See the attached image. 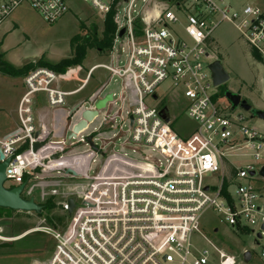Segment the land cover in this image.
Returning <instances> with one entry per match:
<instances>
[{"label":"built area","instance_id":"2783aa9c","mask_svg":"<svg viewBox=\"0 0 264 264\" xmlns=\"http://www.w3.org/2000/svg\"><path fill=\"white\" fill-rule=\"evenodd\" d=\"M82 1L103 18L114 12L116 24L110 63L91 66L85 84L99 68L108 73V81L76 106L93 108L111 94L95 118L102 112V122L89 135L95 149L83 137L90 124L59 142L39 132L37 95L43 94L51 108L63 107L85 85L65 92L57 85L61 76L46 67L22 77L17 127L0 138L8 188L24 183V193L29 182L53 172L77 181L75 194L59 203L68 221L64 231L43 230L54 241L45 264H236L233 254L206 238L208 248L192 244L207 209L220 224L252 236L264 264V138L219 102L209 69L216 60L212 32L222 22L230 23L249 49L264 55V0L238 9L226 0H147L145 7L153 4L151 15L135 10L137 0ZM23 2L47 23L68 12L64 0H5L0 26ZM110 83L116 84L117 94L106 92ZM166 83L167 91L182 100L192 129H173L176 117L169 116L157 92ZM117 101L128 107L124 119L121 111L111 114ZM117 116L127 121V133L111 134ZM122 134L127 135L116 149L114 139ZM35 144L39 148L33 149ZM79 144L88 150L75 151ZM241 153L249 162L236 167L230 158ZM219 170L218 183H208L207 176ZM256 178L263 183L254 184ZM70 198L74 207L68 215ZM246 252L252 257L247 249L242 257Z\"/></svg>","mask_w":264,"mask_h":264},{"label":"rangeland","instance_id":"374dc122","mask_svg":"<svg viewBox=\"0 0 264 264\" xmlns=\"http://www.w3.org/2000/svg\"><path fill=\"white\" fill-rule=\"evenodd\" d=\"M4 0H0V3ZM68 6V12L53 23H47L29 6L27 2L19 5L8 17V22L0 26V51L2 50L3 60L12 66L19 68L29 63L35 58H42L45 62L55 64L71 55L70 40L77 34L84 35L90 33L92 25L97 28V36L103 29L104 18L97 15L94 10L82 0H64ZM147 0H137L136 11L144 10L145 15H151L153 4L145 7ZM233 9L241 8L244 5H260L259 0H226ZM83 24L84 30L80 29ZM6 27H9L6 28ZM8 29V30H6ZM213 46L215 47L214 56L219 59L224 70L229 75V80L225 84L216 88L219 102L233 107L228 101L224 92L229 91L234 95H239L251 107L250 111H244L239 106L233 109L236 115L244 118V123L255 130L264 138V120L259 119L255 112L264 110V55L258 56L262 62H257L251 54L250 49L236 29L228 22L220 23L212 32ZM108 51L99 53L94 49H89L81 64V74L83 77L88 69L96 64L110 63L107 58ZM35 62L38 59L34 60ZM75 74V73H74ZM108 81V73L99 68L94 71L91 81L86 90L76 94L69 99L76 101H89V97L99 84L103 85ZM66 81H61L63 84ZM78 82L73 80L71 86L75 87ZM58 84V85H59ZM69 86V88L71 87ZM21 77H9L0 73V100L6 101L9 105L15 103L16 98L21 93ZM107 93L117 94L116 84L110 83L106 90ZM162 95L164 105L167 107L169 116L176 117L173 129L178 133L182 130L192 129L194 124L190 122L183 111V102L176 97L172 91H167V83L163 84L157 91ZM88 97V98H87ZM87 98V99H86ZM68 99V100H69ZM85 106H89L85 104ZM60 110H55L57 113ZM121 111V117L125 118L128 107L125 103L117 101L111 106V114ZM65 115V114H64ZM57 116V115H56ZM62 117V116H61ZM103 114L83 132V137L93 133L102 122ZM117 116L113 124L114 129L111 134L127 133L128 123L123 122ZM1 122V121H0ZM119 127L122 131L119 130ZM127 134H122L114 139L116 149H119L118 142L122 141ZM119 136V135H118ZM110 137V134L108 135ZM55 138L54 140H59ZM88 147L79 144L75 151H87ZM134 156L133 154H131ZM136 157V156H135ZM99 160V158H98ZM234 166H244L249 162V158L242 153L230 158ZM225 175L227 172H223ZM222 175L219 170L213 175H208L206 180L210 184H217ZM77 181L66 178L62 172L43 174L39 180H32L27 184L26 191L23 193L24 199L33 198L35 203L43 204L48 198L53 199L55 208L44 211L41 215L36 212L12 211L9 209L0 213V244L6 243L9 246L0 248V264H45L50 256L54 241L52 237L44 233V229H54L64 231L67 220L60 211V204L66 198L75 194V184ZM254 184L260 185L263 182L256 178ZM5 182L4 186L9 187ZM31 188V190H30ZM5 209V208H4ZM62 220V223L59 222ZM199 233L192 236V244L196 248H208L204 238L210 240L215 246L230 252L235 256L236 264H263L259 258L258 248L253 246V238L250 235L236 233L228 227L219 223L218 215L212 210L207 209L200 215ZM217 229V232L214 230ZM250 250L252 257L245 262L241 251Z\"/></svg>","mask_w":264,"mask_h":264},{"label":"water","instance_id":"95a60500","mask_svg":"<svg viewBox=\"0 0 264 264\" xmlns=\"http://www.w3.org/2000/svg\"><path fill=\"white\" fill-rule=\"evenodd\" d=\"M124 34H125V29L123 28L118 32L117 37L122 38ZM209 69L212 73L213 85L215 87H219L225 84L226 82H228L229 75L224 70L219 59H216L214 62H212L209 65ZM224 96L228 101L231 102L233 106L231 108V111H233V109L237 106H239L244 111L251 110L250 105L245 100L241 99L239 95H234L229 91H225ZM111 98H112L111 94H107L103 98L98 99L95 102L93 108H87L83 110H81L79 107L76 108L71 113V117L69 118V120H73L75 116H78V121L75 124L70 125L71 126L70 133L67 139L70 140L71 138H74L77 134L84 131L89 124L93 123L95 118L98 116L99 111L105 107L106 103L109 102ZM255 115L259 119L264 120V110L256 111ZM162 117L165 119L166 122H168L164 111L162 112ZM85 139L86 142L89 144V146L95 149L93 143L91 142V137L87 136ZM37 148H39V145L35 144L33 149H37ZM0 159H3L2 154H0ZM7 164H8V160H5L4 162L0 163V208L9 209L11 211H27V212L39 213L41 211V206L35 203L33 198H29V199L23 198L22 193L25 188L24 183L11 188H6L4 186V183L6 182L5 169ZM261 175L264 177V167L261 170ZM67 204L69 207L67 214L70 215L74 207L73 199L71 198L68 199ZM250 258L251 255L249 252L243 254V259L245 262H248Z\"/></svg>","mask_w":264,"mask_h":264},{"label":"crops","instance_id":"0c3cea01","mask_svg":"<svg viewBox=\"0 0 264 264\" xmlns=\"http://www.w3.org/2000/svg\"><path fill=\"white\" fill-rule=\"evenodd\" d=\"M8 21H10V20H7L6 22H8ZM6 28L9 29V27H6ZM8 29H6V30H8ZM2 53H3V51L1 50L0 54H2ZM40 58H35V59L39 60ZM35 59L30 61L29 63H33V64L36 63L37 61L35 62L34 61ZM81 70H82V68L80 66H75V67L68 69L64 74H59L61 76V79L59 80V82H61V81H66V82L63 84H59V82H58V84H59V85L57 84L58 87L65 92H71L73 90H76L77 88H79L83 84H85L86 75L81 80L80 79L82 77ZM21 79H22V77H21ZM73 80L78 82L75 87L71 86V84H70V82H72ZM90 81H91V78L87 81V83L83 86V88L77 94L85 91L86 87L88 86V83ZM101 84H99L97 86L96 90H94L92 92L90 97L92 95L98 93L100 87L102 86ZM69 86H71V87L69 88ZM23 92H24V89H23V84H22L21 93L16 98L15 103L12 105H9L4 100H0V121H1L0 122V138L7 136L8 134H10L11 132H13L16 129L17 120H16L15 110H16L18 101H19L21 95L23 94ZM70 97H72V96H70ZM70 97H68L66 99L67 102H66L65 106L57 107V108L49 107L46 103L45 96L43 94H38L37 97L35 98L34 112H35V118H36V124H37L38 130L42 134H45L47 136V138L51 139L52 141H55L54 140L55 138H60L59 140H56V142L66 140L69 133H70V128H71L70 125L71 124L73 125L78 121V116H75L73 118V120H69V118L71 117L70 114L75 110V108L78 104H82L85 101H82L81 99H79V100H76L74 102L71 99H69ZM55 110H60V111H58L57 113H54ZM63 166H64V164H63Z\"/></svg>","mask_w":264,"mask_h":264},{"label":"trees","instance_id":"16d2710c","mask_svg":"<svg viewBox=\"0 0 264 264\" xmlns=\"http://www.w3.org/2000/svg\"><path fill=\"white\" fill-rule=\"evenodd\" d=\"M80 29L84 30L83 24L80 25ZM97 28L95 25H92L90 33H86L84 35L77 34L70 40V48L71 55L68 58L62 59L55 64H50L45 62L40 58L36 63H27L20 68H15L11 64L5 62L2 59V54H0V73L3 75H7L9 77H23L29 71L34 69L35 67H46L58 74H64L68 69L80 66L86 56V52L89 49H94L99 53H103L105 51H109L112 46L113 38L116 31V24L114 22V12H110L104 18L103 29L101 32L100 38L97 36ZM252 57L257 62H262L261 58L258 56L257 52L253 49H250ZM41 206V211L38 213L41 215L46 210H51L55 208V204L53 202L52 197L48 198L43 204H39ZM4 208H0V213L4 212ZM10 212H12L10 210ZM59 222L62 223V220ZM9 246L6 243L0 244V248H4Z\"/></svg>","mask_w":264,"mask_h":264}]
</instances>
